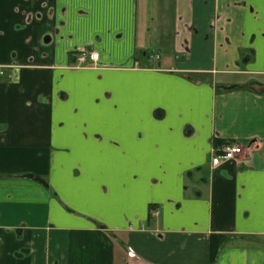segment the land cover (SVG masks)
<instances>
[{
	"label": "crops",
	"instance_id": "crops-1",
	"mask_svg": "<svg viewBox=\"0 0 264 264\" xmlns=\"http://www.w3.org/2000/svg\"><path fill=\"white\" fill-rule=\"evenodd\" d=\"M0 68V264H264V0H0Z\"/></svg>",
	"mask_w": 264,
	"mask_h": 264
},
{
	"label": "built area",
	"instance_id": "built-area-1",
	"mask_svg": "<svg viewBox=\"0 0 264 264\" xmlns=\"http://www.w3.org/2000/svg\"><path fill=\"white\" fill-rule=\"evenodd\" d=\"M99 54L92 53L90 54V60L92 62H98ZM5 76V69L0 68V78ZM245 154V148L240 145H229L226 146L220 153H216L212 158V166L219 167L225 163L231 161L240 160Z\"/></svg>",
	"mask_w": 264,
	"mask_h": 264
},
{
	"label": "water",
	"instance_id": "water-1",
	"mask_svg": "<svg viewBox=\"0 0 264 264\" xmlns=\"http://www.w3.org/2000/svg\"><path fill=\"white\" fill-rule=\"evenodd\" d=\"M252 89L258 93H264V88L254 86V87H252Z\"/></svg>",
	"mask_w": 264,
	"mask_h": 264
},
{
	"label": "rangeland",
	"instance_id": "rangeland-1",
	"mask_svg": "<svg viewBox=\"0 0 264 264\" xmlns=\"http://www.w3.org/2000/svg\"><path fill=\"white\" fill-rule=\"evenodd\" d=\"M148 42H149V40H148ZM147 42V43H148ZM150 52H152V51H157L155 48L154 49H152V48H150V50H149Z\"/></svg>",
	"mask_w": 264,
	"mask_h": 264
}]
</instances>
